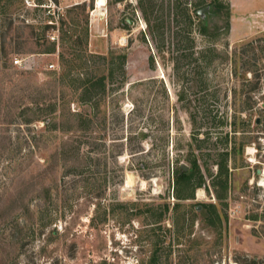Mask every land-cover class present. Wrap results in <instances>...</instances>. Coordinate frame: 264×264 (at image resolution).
I'll use <instances>...</instances> for the list:
<instances>
[{
  "label": "rangeland",
  "instance_id": "1",
  "mask_svg": "<svg viewBox=\"0 0 264 264\" xmlns=\"http://www.w3.org/2000/svg\"><path fill=\"white\" fill-rule=\"evenodd\" d=\"M7 1L13 24L7 32L0 24V264H148L152 255L156 264H264V177L257 173L264 167V10L236 13V0H222L230 17L223 10L207 18L217 33L210 37L192 14H206L209 0L197 7L201 0H104L98 13L97 0H53L64 10L46 30L44 11ZM175 1L186 5L192 25ZM62 41H87L83 53L97 76L108 77L109 59L116 67L126 55L123 70L106 80L104 100L83 102L78 68L64 70L62 82ZM53 43L54 52H39ZM192 114L198 139L211 131L198 161L214 175L209 145L230 152L219 199L202 167L193 199H176L191 188L175 184L173 172L188 169L200 151ZM77 115L92 120L88 143L80 142ZM233 121L236 136L225 146ZM14 200L24 207L7 210Z\"/></svg>",
  "mask_w": 264,
  "mask_h": 264
},
{
  "label": "trees",
  "instance_id": "2",
  "mask_svg": "<svg viewBox=\"0 0 264 264\" xmlns=\"http://www.w3.org/2000/svg\"><path fill=\"white\" fill-rule=\"evenodd\" d=\"M2 1H4V0H0V4ZM21 2H22V0H21ZM175 2H176V8H178V10L180 8V10L186 15L185 17H186L189 25H192L193 24L192 23L193 22L192 17H191L192 15L190 16V13H189L190 11L185 7L186 5H184V3L180 2V1H178V2L175 1ZM203 2L206 3V0H201L200 3H195L193 5L195 7H197V6H200ZM7 5H9V1H7V0L5 3L0 5V16L2 15L4 17V19L1 21L0 24L6 25L5 26L6 32L11 29V26L13 24L10 17L7 16ZM204 7H206L208 9V11L203 16H199L195 9H194V12L192 14L198 20V23H197L198 32L202 35L212 37V36H215L217 34L216 29H214V28H213V30L209 29L208 24H207V18H209L212 15H219L224 10L223 15H224L225 19L227 20L230 17V11H229L230 7H229V4L227 2H224L222 0H209L205 4ZM184 11H186V12H184ZM144 14H145V21L147 22V24L150 25V20L148 19L147 14L146 13H144ZM177 14L179 15L181 13H177ZM154 26L157 27L158 24L156 23ZM44 28L46 30V29L52 28V27H50L49 25H46ZM227 29H228V23L226 22L225 30H227ZM62 42H64V45L62 46L63 50H62V53H60V55H59L60 66L62 67V70H63V72L61 74L62 77L65 75L64 70H66V72L70 74L69 71L72 67L78 68L79 71H82L84 73L85 77L81 80L76 79V81L78 82V85L75 87V91L80 90V94H81V98H82L83 102L91 103V100L95 98L94 95H96L98 98H100V100H104L103 97L106 93V80L109 77L112 79L114 78V76L112 75L113 70H116L117 68H119L120 71L123 70V66H124V63L126 61V55H120V57L117 58L118 62L116 59V63H117L116 67H115L114 60L112 58L109 59V61H108V63H109V75H108V77L105 75L97 76L95 74H92L93 73V71L91 70L92 64H90V62L88 61L90 59H88L87 56L84 55V53H83L84 51H83L82 47L87 43V41H74V42L62 41ZM176 43H179V41H177ZM39 46L41 47L42 45L39 44ZM54 49H55V45L53 43V44H49L46 47H43L39 52L42 54H49V53L54 52ZM69 55H71L70 58H69ZM99 59L106 60L107 58L99 57ZM74 62H77V63H74ZM75 64H77V65H75ZM81 75L83 76L82 73H81ZM64 78L65 77L62 78L63 79L62 82L64 81ZM121 78L123 80L124 75H122ZM77 117H78V119H77V124H76V126H77L76 130L78 131L77 132L78 135L81 136L80 142L88 143L90 133H88V136H86V134H87V131L89 132V130H90L92 120L87 119V117L83 116V115H77ZM191 118H192L193 126L195 125V127H193L194 132L192 133V142L194 144V148L199 149L200 151L198 154L195 155L196 157L193 155L192 159H189V161H188L189 165L187 167L188 169L183 170L181 168V166H178L175 169V171L173 172V178H174L175 184H177V185L185 184L191 188V193L189 195L186 194V195L182 196V195H180V193L178 191H176V199L177 200L193 199V191L196 188H199L204 184L202 168L204 169V172H206L208 174L209 178H212L213 180L216 181L215 187L221 191V192L216 191V193H215L216 197L219 199V198H221V196H223V193L227 189V180H228V171H229L228 160H229L230 152L226 148L223 151L217 153L219 150V148L216 145L217 142H214L212 147L209 145L210 151L213 152L212 155H209V157L213 158L211 164L216 168V173L213 175L210 172V168H209L210 166L209 165L207 166L205 164V162L203 164H201L198 161L199 159H201V157L203 158V154L201 153V143L205 142V140L210 141V136H211L210 132L211 131L208 130L205 132L206 138L204 140L198 139L197 138L198 133L196 132V130H197L196 124L197 123H196L195 116L192 114ZM208 118L210 119L208 121L210 123V128H212L214 126V121L211 120L212 115L209 114ZM226 124H227V121H226ZM228 127H229L230 131H226L223 135L225 146H227V143L229 141V137L231 136L232 139L235 138L234 136H236V132H237L236 131L237 129L235 127V121L231 122ZM82 139H84V140L81 141ZM74 149H72V150H74ZM202 161H203V159H202ZM15 201L16 200L11 202V207L7 208V210L12 209L14 212V210H16V208L18 209V208L24 207L23 204H20L18 201H16V202ZM206 207L209 208V210L213 209V207L211 205L206 206ZM5 210H3V211L1 210V211L5 214ZM165 210L167 211V207H165ZM215 215H216V213H215ZM216 217H219V216L216 215ZM45 226H46V223L43 222L42 227L44 228ZM156 261H157V258L154 255H152L148 261V264H156Z\"/></svg>",
  "mask_w": 264,
  "mask_h": 264
},
{
  "label": "built area",
  "instance_id": "3",
  "mask_svg": "<svg viewBox=\"0 0 264 264\" xmlns=\"http://www.w3.org/2000/svg\"><path fill=\"white\" fill-rule=\"evenodd\" d=\"M22 6L28 11H44L47 16L46 23L52 28L58 25V19L62 16L64 10L63 7H59L55 4L53 0H22ZM22 63V59L14 58L13 60L14 65L21 66ZM48 67L52 68V65Z\"/></svg>",
  "mask_w": 264,
  "mask_h": 264
},
{
  "label": "crops",
  "instance_id": "4",
  "mask_svg": "<svg viewBox=\"0 0 264 264\" xmlns=\"http://www.w3.org/2000/svg\"><path fill=\"white\" fill-rule=\"evenodd\" d=\"M256 6H259L264 10V0H236V13H242L245 11L251 13L254 10V7L256 9Z\"/></svg>",
  "mask_w": 264,
  "mask_h": 264
},
{
  "label": "bare ground",
  "instance_id": "5",
  "mask_svg": "<svg viewBox=\"0 0 264 264\" xmlns=\"http://www.w3.org/2000/svg\"><path fill=\"white\" fill-rule=\"evenodd\" d=\"M104 6V0H97L96 1V11L95 13H98L99 10ZM102 12V11H101ZM100 13V12H99ZM100 15V14H99ZM103 15V14H102ZM262 175L264 177V167L262 168ZM128 182V181H127ZM259 185L264 188V179L259 180Z\"/></svg>",
  "mask_w": 264,
  "mask_h": 264
},
{
  "label": "water",
  "instance_id": "6",
  "mask_svg": "<svg viewBox=\"0 0 264 264\" xmlns=\"http://www.w3.org/2000/svg\"><path fill=\"white\" fill-rule=\"evenodd\" d=\"M203 10H206V9H202V10H200L197 14H198V15L202 14ZM181 168L184 169V170L186 169V168L183 167V166H182ZM257 173L260 174V173H262V171L258 170Z\"/></svg>",
  "mask_w": 264,
  "mask_h": 264
}]
</instances>
